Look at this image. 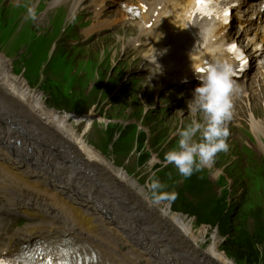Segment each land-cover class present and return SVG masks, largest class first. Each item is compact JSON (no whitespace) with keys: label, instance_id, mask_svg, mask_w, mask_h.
<instances>
[{"label":"bare ground","instance_id":"bare-ground-1","mask_svg":"<svg viewBox=\"0 0 264 264\" xmlns=\"http://www.w3.org/2000/svg\"><path fill=\"white\" fill-rule=\"evenodd\" d=\"M84 1L60 0L54 5L68 2L72 4V11H75ZM103 1L108 2L96 0V5H101L100 2ZM172 1L177 5V0H170L169 3ZM158 2L160 1L154 0L148 3V10L142 17L140 33L135 39L142 41L139 51H151L147 56L160 62V58L167 57L165 49H170L172 54L169 56L173 58V62L169 65L173 71H181L179 79L193 77L192 74L202 59L221 60L227 56L224 49V40L227 39L223 33L224 27L217 20H198L193 14H189L190 7L184 9L182 4H178L172 17L157 19L156 9L162 6ZM138 4L143 9L144 5L140 2ZM192 4L193 1L190 6ZM103 16L104 11H100L97 18L100 27L104 25V21L100 20ZM151 20L153 25L146 26ZM148 34L152 43L155 42L152 48L150 42L143 41ZM256 53L257 51L254 52L255 55ZM158 75H164V72L160 71ZM132 82L135 85L137 79ZM28 87L32 89L24 77L14 74L12 61L0 53V92L7 93H0V166L9 170L37 168V171L32 169L31 172L44 180L47 188L45 193H31L26 200L16 199V203L10 206L7 183L0 182V254L3 251L12 254L19 247L32 253H46L51 249L53 252H65L73 264H107V257L110 258L108 251H104L107 247L96 241L90 242L86 231L90 224L93 230L100 225L118 236L115 250L119 251V239L123 236L126 247L121 252H129L134 258H148L147 261L152 264H236L220 250L216 233L209 246L202 249L201 243L205 240L207 228L202 227L194 235L191 222L186 221L184 215L173 212L163 202V207L161 204L151 205L142 194L147 192L143 186L133 180L126 170L116 167L112 160L105 158L87 143L74 123H84V131H89L100 116L91 111L77 116V120L71 122L70 115L49 109L42 93ZM126 90L127 84H122L120 97L125 95ZM174 92L170 91V94ZM14 94L22 96L23 101ZM158 110L163 112V108ZM15 128L21 129L22 134ZM7 137L20 140L22 145L18 149H8ZM103 174L109 176L125 193L136 198L148 211H128L124 195L114 192L104 182ZM11 180L14 186L19 184L17 179ZM66 209L70 211H65ZM109 209L126 217L128 226L123 228L117 224V215L114 217L104 212ZM146 213L154 214L166 223L164 234L167 242L164 250L151 242L157 229ZM14 214L25 216L28 221L9 235L8 231L15 227L11 224ZM18 220L19 218L15 221ZM175 233L193 247L192 252L175 250ZM5 238L8 241L3 244ZM161 256L164 258L161 259ZM111 264H116L114 257L111 258Z\"/></svg>","mask_w":264,"mask_h":264},{"label":"rangeland","instance_id":"rangeland-1","mask_svg":"<svg viewBox=\"0 0 264 264\" xmlns=\"http://www.w3.org/2000/svg\"><path fill=\"white\" fill-rule=\"evenodd\" d=\"M58 1L60 0H46L47 5H49V7L47 8V11L42 13L41 15L38 14L34 18V22H33L31 21V19H32V15L35 9L32 8V5L35 4L37 6L40 3L44 4V0L43 1L42 0H35V1L34 0H0V19L3 15L6 14L9 20L8 22H4V23H2L0 20V33H2L4 36H7V38L9 39L4 49H6L5 52H7V54L11 56L14 60L17 59V61L15 62V69H18L21 67L20 66L21 61L18 59H21L22 57L17 56V53L20 52L22 47H26V46L30 48V50L26 54V59H24V61H26V68L29 69V75L36 72L38 65H42V68H44L50 58L51 53L49 52V47H50L51 40L55 36V34H51V33H49L48 35H44V34L50 31L51 28L56 31L58 30L61 31L62 28L66 29L68 23L71 20H73L74 17L77 16L78 14H81L82 22H86V21L87 22L84 26H82V28L79 25L80 24L79 22L72 24L68 28L69 34H72L75 30L74 33L76 37L75 39L66 40L64 42L65 45L71 48V46L73 47V45H76L80 42L81 44H83L82 46L85 49V51L82 52V54L84 55L88 53L100 52L102 55H104L105 53L106 56H110L109 47L112 46L111 43L113 42V39L110 34L111 32H108V30L104 28V26H101V27L96 26L98 25L97 17H96V14L98 11L95 14L92 13V10L94 9V7L97 6L95 2L88 1L86 2V4L79 5L75 11L74 10L72 11V9L70 10V4L67 2H63L62 5H58V6L54 5V3ZM50 4H52V7H50ZM59 6H64V7H60L58 9ZM99 6L102 7L103 5H98L96 9H100ZM102 9L107 11L108 7L107 6L102 7ZM66 14H67L68 20H67V23L64 24ZM107 15L108 13L102 18H100L101 21H104L103 23L105 26H107V21H108ZM93 22H95V28L91 29V31H88V28H86L87 25H93L94 24ZM37 26H40V27H37ZM77 26L78 28L76 29ZM62 38H64V35ZM22 53H25V51L23 50L22 52L19 53V55H21ZM116 56L119 57L120 54L119 53L117 54L116 50L112 51L111 56H110L111 60H112V57L115 58ZM124 57H125V60H127V62H125V65H124L125 76L123 80H125V82L126 81L129 82L132 78L137 79V82L135 83V85L133 82H131L130 84H127V90L132 87L139 86V88H137L136 90L144 91V89L149 86V83L147 82L146 86H143L142 84L145 83L144 81L146 78V74H148L154 67L155 65L154 62L149 59L140 60L139 58H136V55H135V58H136L135 60L129 57L127 54ZM13 59H11L12 62H13ZM56 63L57 62H52V64H56ZM71 64L75 68L73 72V77H70L68 79L67 85L72 86L71 82L73 78H76L80 81H86V79H88V76H90V74L88 76H85L84 73L82 72L84 68L82 69L80 66H75L74 62ZM119 66L120 65H117L116 68ZM121 67H123V65H121ZM154 69L157 73H159L160 71H163L164 75H166V71L168 70V68H154ZM54 70L56 71L57 68L54 67ZM170 70L171 69H169V71ZM113 71L114 69L109 70L108 74L111 73L113 75ZM67 72H68V69L66 67V63L62 62L60 65V72L59 73L55 72L54 74L55 81L53 83L54 84L53 87H49V81L43 82L44 84L43 89L47 93L53 95L54 100L59 99L60 97V94H57L55 90V85H59L60 83V73H63L64 75H66ZM33 79L34 78L31 77V80ZM122 84H125V83H122ZM172 85H173L172 83L167 84V85H162L161 88H159V90L162 91V89H164L165 87H169ZM171 91H175V90H171ZM0 93H5V92H0ZM15 96L19 97V99L23 101L22 96H18V95H15ZM44 100H46L47 104H49L51 107L50 100L45 95H44ZM184 102L185 101L183 100L182 101L183 104L175 103L171 97L169 98L160 97L159 99L152 100L151 98L148 97V95H146V93H145V97H142L141 99V105L143 107L146 106L147 104L153 105L157 103L159 107L167 108L168 118L171 116V121H168V124L171 125V128L174 131L173 135H176V128H174L176 124H174L173 122L176 121L178 124L179 123L178 121L180 119L179 117L182 116L184 118L186 116L187 110L185 109L181 110V108L183 107L186 108L187 104ZM95 106L96 108L98 107V110H97L98 112L102 110L101 108H104L107 115L109 113H113L112 111H110L109 104H106V105L101 104L99 106L97 105ZM192 106L195 107L193 103H192ZM62 113L64 112L62 111ZM99 116H100V119H97L92 129L85 134V137H84L85 140L87 141L89 145L94 146V147L96 146L97 148L95 147V149H97L99 152L101 151L98 148L101 146V149L103 151L110 154V155L109 154L105 155L102 153L105 158H107L108 160L109 159L112 160L118 168L125 169L129 173V176L133 178V180H135L139 185H142L146 189V184L150 182L148 179V176H150L154 172V170H152V166L157 162V159L152 157L150 161L147 160L149 161L148 166L144 167L143 166L144 164L142 163L141 164L142 167L139 168L137 166V162L135 161L137 154L134 152L135 150L134 143L132 142L127 143L125 150H120L119 142L114 141L115 137H112V136L109 138L103 137L104 136L103 131L107 127L106 125L107 122L112 121L115 123L116 122L120 123V122H124V119L117 117V119L110 120L108 116H104V111L102 115L99 114ZM102 118L105 120H103ZM180 124L181 123H179L178 125ZM74 125L78 133L81 134L84 129V123H79V124L74 123ZM153 125H154L153 123L148 124L149 127H152ZM143 129L148 131L147 127H143ZM159 130L160 128H157L154 130L153 133L157 134L160 132ZM141 137L142 139L145 140V137L143 136ZM6 139L9 143L12 140V137H7ZM8 143L6 145H8ZM19 146L20 145H18L17 148ZM32 169H34L35 171L38 170L37 168H32V167L26 168L24 170H14V169L9 170L7 168L0 166V182L4 181L5 183H7L8 205L13 206L16 203V199H18L19 201L28 199L30 194L33 192H40V193L47 192V188L45 186L46 182L42 180L41 178L37 177L35 175V172L32 173L31 172ZM211 177H212V181L215 182L218 177L217 171H212ZM10 178L17 179L19 181V184L14 186V182ZM180 178L182 179L181 175H180ZM103 180L109 187H111V189L114 192H116L117 194L124 195L123 197L124 203L125 205L129 206L128 211H135V209L139 211H148V209L144 208V206H142L141 203L136 198H134L132 195L125 193L109 176L103 174ZM215 189L218 192V194H220L221 188L219 186H215ZM165 190L169 191L167 189ZM242 190H243V187H239V189L237 190V193L240 194ZM211 192L212 191H210V195L212 194ZM215 198L216 196H214L213 199L209 203H212V201H214ZM166 204L169 205L168 202H163L164 206H167ZM163 205L161 204V207H163ZM120 210L122 211L123 209L120 208ZM65 211H70V210L66 209ZM172 211H173V208H172ZM256 211H264V208L260 206V208L256 209ZM104 212L109 213L110 215L114 217L117 215V211H113L112 209H109L108 211H104ZM175 213L178 214L179 212H175ZM146 216L151 219V223L157 229L156 234L152 236L153 241L151 242H153L156 246H159L161 250H164V246L166 245V242H167V238L164 234L166 223L163 220L159 219L154 214L149 215L146 213ZM184 216H185L186 221L191 222L194 235L198 234L199 230L202 227L208 229L205 240L204 242L201 243V247L203 249H206L211 243V241L214 240L215 233L218 236L220 247L223 246V243L226 241V239L229 236V234L226 233V231L223 229V227L220 226L219 223L211 226L212 224L210 223L208 224H205V222H203L202 224L198 223L196 221L195 216H192V215L191 216L184 215ZM18 217H19V214H14L11 217V224L13 223L15 227L13 228L11 232H9L10 235L15 233L20 228L17 226V221H15ZM21 217L23 218L25 216H20L19 218ZM115 222L119 224L120 226H122L123 228H126L128 226L126 217L121 216V215H117L115 217ZM86 231L89 236L90 242L96 241L107 247L104 250V251L107 250L108 251L107 253L110 256V258L107 257V264H111V258L113 257H114L116 264H152L151 262L147 261L148 258H146L145 260L141 258H134V256L129 252H121V250H124L126 247V240L124 239L123 236H121L119 239V244H120L118 246V249L120 251L119 252L114 249V246L118 240V236L111 230L109 229L107 230V228H104L103 226H100V225L96 226L93 230L92 226L88 224ZM6 239L7 238H5L4 240ZM7 241L8 240H6V242ZM173 242L177 244V247L175 249L176 251H183L184 253L192 252L193 247H191L190 244H188L186 240H182L176 233L174 234ZM110 251H114V252L111 253ZM163 258L164 257L161 256V259ZM232 260L235 262L234 259ZM166 264H169V263H166Z\"/></svg>","mask_w":264,"mask_h":264},{"label":"clouds","instance_id":"clouds-1","mask_svg":"<svg viewBox=\"0 0 264 264\" xmlns=\"http://www.w3.org/2000/svg\"><path fill=\"white\" fill-rule=\"evenodd\" d=\"M235 74L232 63L219 60L198 73L201 84L194 90L193 102L204 118L202 121L193 120L179 129L177 147L164 156L165 161L173 164L184 178L212 166L218 153L229 150V130L225 125L232 119L233 96L239 91ZM149 180L147 192L142 194L151 205L171 203L178 198L177 192L165 190L167 184L162 183L155 173Z\"/></svg>","mask_w":264,"mask_h":264},{"label":"trees","instance_id":"trees-1","mask_svg":"<svg viewBox=\"0 0 264 264\" xmlns=\"http://www.w3.org/2000/svg\"><path fill=\"white\" fill-rule=\"evenodd\" d=\"M67 58L68 55H65L64 62H67ZM62 104L70 106L66 100ZM108 134L111 137L112 130ZM148 154H144L142 159ZM156 177L167 184L169 192L178 193V198L173 202L175 211L196 215L198 223H219L223 227L229 236L223 243L222 250L237 264H264V211H256L260 206L243 205L238 211L233 204L224 203L227 192L222 197L215 198V201L221 200V204L213 201L209 203L213 199L209 197L211 186L206 177H201L198 173L179 183L178 172L173 167H168Z\"/></svg>","mask_w":264,"mask_h":264},{"label":"snow or ice","instance_id":"snow-or-ice-1","mask_svg":"<svg viewBox=\"0 0 264 264\" xmlns=\"http://www.w3.org/2000/svg\"><path fill=\"white\" fill-rule=\"evenodd\" d=\"M197 2H198V5L200 6V9L202 10L206 5H209L212 2V0H197ZM223 15L225 17H227L229 15V12L227 10H225ZM225 22H227V21H225ZM229 50L233 51V52H238V49H237L236 45H231ZM238 59L243 60V57L242 56H238ZM205 70L206 69H204V68L198 69V71H200V72H204ZM48 264H52L51 259H49ZM61 264H63V262H61Z\"/></svg>","mask_w":264,"mask_h":264}]
</instances>
